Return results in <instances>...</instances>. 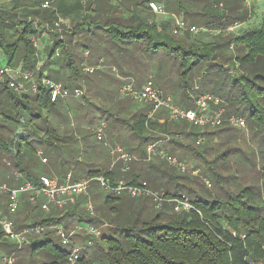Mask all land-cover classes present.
Instances as JSON below:
<instances>
[{"label": "trees", "instance_id": "16d2710c", "mask_svg": "<svg viewBox=\"0 0 264 264\" xmlns=\"http://www.w3.org/2000/svg\"><path fill=\"white\" fill-rule=\"evenodd\" d=\"M47 1L51 7L42 8ZM149 1L0 0V52L6 58V65L21 66L25 71H36L37 67L47 69L62 61L69 68V76L62 82L72 91L82 88L87 75L82 69L85 51H96L97 55L100 51L109 63L120 62L119 66L111 64L119 72L131 64L153 70L142 63L143 57L138 59L139 54L147 58L153 55L162 64L156 67L159 73L154 71L161 82L171 81L166 65L179 67L180 78L175 85L183 88V95H188L192 87L187 82L189 77L185 76L206 66L208 69L204 67L201 72L207 79L197 88V93L223 98L228 103V116L246 119L247 126L249 123L251 130H255L253 142L261 148L260 166L252 158L251 162L232 166L229 175L222 174L231 166V155L240 153L229 144L231 129H242L229 125L203 129L170 120L160 123L149 120L147 112L129 118L120 111L106 109L103 113L112 122L105 136L111 133L113 138L105 137V140L112 142L106 145L105 141L98 140L95 132L88 131L101 147L94 150L81 146L79 156L80 152H87L92 163L76 165L70 172L72 180H80L84 174L86 178L105 177L112 182L125 180L131 185L146 182L151 189L164 192L170 201L157 208L150 197L115 195L93 182L88 196H80L63 209L52 207L48 213L39 205H32L29 195L25 194L19 210L12 215L7 210L6 195L0 192L3 217L13 221L17 232L31 226L45 228L41 235H29V244L19 248L0 226V264L10 255H15V264H67L76 246H85L77 264H248L250 260L264 258V15L258 25L232 35L215 36L218 38L214 41H211L214 36L208 40L210 35L204 33L192 40V35L187 33L180 39L173 33L174 18L151 12ZM155 1L162 3L168 13L182 15L189 25L225 29L249 18L248 14H241L244 0ZM220 4L226 9V15L218 12ZM31 16L43 18V24L36 26L29 22ZM60 18L73 26L56 28L54 22ZM41 30L47 32V37L36 48L32 38L40 35ZM233 44L239 45V55L223 60L224 49ZM130 48L137 53L129 57ZM226 63L240 70L238 77L223 68ZM60 101L65 100L52 102L47 91L20 95L0 82V166L14 167L15 174L22 178L20 184L25 180L36 182L45 175L38 172V167L39 163L46 165L43 158L50 163V155L56 158L57 168L63 167L59 162L63 153L78 142L74 128L62 129L51 124L54 108ZM185 103L186 108L194 107ZM246 113L248 117L242 115ZM123 127L128 130L123 131ZM223 132L229 138L223 134L221 145L226 144L228 150L219 156L210 154L216 147V135ZM204 134L211 144H197ZM163 135L171 136L172 140L161 147L170 156L184 161L188 166L186 172L170 166L159 156L148 159V145ZM176 135L182 137L177 139ZM114 145L122 146L131 154L127 164L112 154ZM39 150L42 156L38 155ZM98 155L104 156V160H98ZM242 155L247 159L246 153ZM4 157L10 160L9 166L3 163ZM192 162L196 167L189 165ZM200 163H204L203 170ZM194 170H199L200 175L193 176ZM68 174L59 180L64 182ZM46 175L53 177L54 174ZM207 176H212V182ZM253 177L255 183H251ZM205 180L214 186L213 190ZM3 182L13 185L8 178ZM183 197L190 199L193 209L177 213L171 201ZM88 201L95 204V216L86 210ZM58 225H64L68 233L77 225L83 228L92 225L100 229V235L95 237L86 229L78 230L71 236V248L65 250L54 246V241L59 239L55 234ZM90 241L95 243L89 245Z\"/></svg>", "mask_w": 264, "mask_h": 264}, {"label": "built area", "instance_id": "2783aa9c", "mask_svg": "<svg viewBox=\"0 0 264 264\" xmlns=\"http://www.w3.org/2000/svg\"><path fill=\"white\" fill-rule=\"evenodd\" d=\"M114 1L122 2L124 0ZM50 7L51 3L48 1L42 4V8L47 9ZM148 7L154 14L165 17L169 15L165 7L155 0L149 1ZM219 8L223 10L224 6L221 4ZM173 17L175 18V27L173 30L175 35L189 33L192 36H198L204 33L211 36H228L230 34L237 33L242 26V23L235 22L225 29L198 27L196 25L187 24L181 17ZM28 21L34 23L36 26H41L43 24V18L38 16H31ZM66 24L67 21L62 18L54 22V26L58 29L62 28V26ZM45 37H47V32L45 30H41L40 35L33 36L32 42L34 46L36 48H40L41 40ZM105 68L106 65H103L102 61L95 66L85 65L83 70L86 74H94L95 72ZM113 70L116 71V68L113 67ZM0 82L4 83L7 87L20 95L28 93L37 94L41 91H47L50 94L52 102H56L59 99L66 100L70 96H86V91L82 88H77L72 91L61 81L53 80L44 75L38 76L35 71H25L22 67L0 65ZM121 93L124 97H128L131 100L151 104L152 108L148 113L149 120H153L158 111L165 109L169 113L170 121L186 122L190 125L203 129L208 127L219 128L226 124L238 129H245L247 127V121L245 118L237 115L228 116V103L223 98L211 93L198 95L195 99L193 108L178 106L172 95L164 96L155 86L152 78L149 79L142 88H137L133 80H128L127 83L122 86ZM107 128V122L103 121L95 130L98 140L105 141L106 145H108V142L105 140ZM175 137L179 139L182 136L176 135ZM171 140V136L163 135V138L157 142L149 144L147 147L148 159L150 160L153 156H159L163 160L167 161L170 166L181 172H186L188 170L187 164L178 157L170 156L165 149L161 147V144L171 142ZM203 140L202 136H200L197 140V144H201ZM111 152L117 156V160L123 161L125 164L132 159L131 154L120 145L111 146ZM38 155L42 156L41 150L38 151ZM43 162H47V159L43 158ZM8 164L10 165V163ZM192 175L199 176L200 171L194 170ZM93 182H97L103 190L115 195H129L133 198L150 197L157 208H161L166 201H170L165 198L164 192L159 193L151 189L146 182H143L140 185H131L125 180L112 182L110 179L105 177L83 178L73 181L71 173L67 175L64 182H60L57 178L49 177L47 175H41L39 180L36 182L25 180L17 187H11L7 183L0 181V192L6 195L7 210L12 215L16 214L19 210L22 196L25 194L29 195V201L32 205H39L44 212L48 213L52 207L63 209L69 204L75 203L80 196H88L89 189ZM205 182L209 187H211L209 181L205 180ZM41 197L45 198L44 202L40 201ZM171 202L174 204V210L177 213L193 209V205L187 197L178 198L172 200ZM85 207L90 216H95V209L91 201H88L85 204ZM0 226L3 228L5 234L10 238V240L19 245V248H21L24 244H29V235H41L43 231H45L43 226H31L25 228L21 232H17L13 221L6 217H2L1 215ZM82 229H86L88 233L94 235L95 237H99L100 235V229H97L92 225L85 226V228L77 225L75 230L71 233L67 232L64 225H58L56 227L55 234L63 245H68L70 244V239L74 232ZM233 234L236 236L235 232ZM94 243V241H90L89 245H93ZM83 250L84 247H74L68 257L67 264H77L81 258ZM4 264H15V255L6 257L4 259ZM248 264H264V258L259 260H250Z\"/></svg>", "mask_w": 264, "mask_h": 264}, {"label": "rangeland", "instance_id": "374dc122", "mask_svg": "<svg viewBox=\"0 0 264 264\" xmlns=\"http://www.w3.org/2000/svg\"><path fill=\"white\" fill-rule=\"evenodd\" d=\"M221 5V4H220ZM220 5H218L217 7H219ZM226 10V9H225ZM224 9L221 10L219 8V11L221 14L226 15V11ZM241 14L242 15H249L248 20L244 21V22H239L242 23L241 28L239 29H245L248 26H254V25H258L261 20L262 17L264 15V0H244V5H243V9L241 10ZM179 17L183 18V16ZM174 17H172L173 19ZM175 20V18L173 19ZM67 24H70V22H68ZM71 25V24H70ZM73 26V25H71ZM198 26V25H196ZM198 27H206V26H198ZM174 30V29H173ZM184 34L187 33H182L179 34L178 37L180 39H184ZM234 34V33H233ZM191 35V34H190ZM232 35V34H230ZM201 35L198 36H191V40L195 39V38H199ZM212 37L207 36L206 39L210 40ZM216 38L218 37H213V39H211V41L217 40ZM239 46V45H238ZM236 44H233L231 46H227L224 49V53H223V60L227 61L229 60V57H235L237 55H239V48ZM131 49V48H130ZM137 52H135L134 50H130L129 51V57L132 56L133 54H136ZM58 54V52H57ZM144 54H139L138 55V59L140 61V58L143 57V64H146L148 67H153L151 69H153V71L157 72L156 67H160L162 66V64H160V62L158 63L157 61L160 60L156 57H154L153 55H151L150 57H144ZM2 53L0 52V60H1V64L2 65H6V58L2 57ZM142 61V60H141ZM110 62V61H109ZM113 63V62H112ZM114 64V63H113ZM116 65H120V62H116ZM114 64V65H115ZM79 66V65H78ZM20 67V66H19ZM112 66L109 67V70L111 71V73L117 75L116 71H113ZM200 67V66H199ZM204 67L206 66H201L200 69H196L194 70L191 74H189V76H185V77H189L187 79V82H189V85H192V87L187 91L188 95H183L185 92L183 90V88H180L179 86L175 85V81L178 80L179 81V76L180 74L178 73V68L179 67H173L172 65H166V70L168 73V77L171 78V81L169 83H164L159 81L158 76L156 75V77L152 78L155 86L162 92V94L164 96L170 94L174 97L175 99V103L179 106L181 105L182 107H187L188 104L193 105L195 103V99L198 97V95H201L197 93V88L201 85L204 84L205 79H207V77L205 75L202 74L201 70L204 69ZM227 67H231L230 69ZM39 69H37L35 71V73L38 76L44 75V76H52L53 78H55L57 81H63L65 80L68 76H69V68L64 66V64L61 62H56L55 64H52L50 67H48L47 69H42L41 67H37ZM41 68V69H40ZM223 68L228 69V73L229 74H233L235 76L238 77V75L240 74V70L237 71V69H233L234 67H232L230 64H225ZM208 69V67H206V70ZM100 71H97L95 74L98 75ZM161 73V72H160ZM95 75V76H97ZM127 81L125 82H121L120 84H117V86H115L114 92H116V99L119 100L120 102H129L130 104L134 105V109H141L143 106L145 107V109H147V106L145 103H139L138 101H133L131 99H129L128 97H124L121 93V88L124 84H126ZM121 87V88H120ZM120 88V92L118 94V89ZM82 89H84L86 91L85 86H82ZM183 92V93H182ZM121 93V94H120ZM88 92L86 91V96H87ZM203 94V93H202ZM85 96V97H86ZM184 96V97H183ZM68 103L63 102L61 104H57L54 108V112H58L60 114H58L57 116L52 117L51 119V124L54 127H60V128H64L62 126L61 123H64V126H69L70 128H74V130L76 131L75 134L76 137L78 138V142L77 143H73L74 147L69 148L68 151L66 150V152L63 153L62 158L60 159V164L63 167L57 168L58 166L55 165L56 164V158L50 155L51 158V162L49 164H40L39 163V167H38V172H40L41 174H53L54 172V177L55 178H59L64 176L67 171H72L76 165H79L80 163L84 164H91L92 163V159L91 156L86 152V153H82L80 152V156H79V150L82 148L81 146H88V149H94L96 150L97 148L101 147V143L99 141H97L96 137L93 135H91L88 130V125H92V123H94L95 118L96 117H100V115L104 112V109L106 108L105 106H102L99 104V102H97L96 100H94L93 98H90V95H88L86 98L84 97H75V96H70L69 98H67ZM78 102L81 105L78 107H74V104ZM111 106H113V104H111ZM165 109H161V111H164ZM158 114H156L157 116ZM244 115V117H248V113L246 114H242ZM57 118L60 121H56ZM85 119L87 118L88 124H85L83 122H80V119ZM169 120V119H168ZM100 120H97V125L99 123ZM228 125V124H226ZM78 128H82L83 129V133L85 134V136H83L82 140L83 142H81V137L82 134H78ZM128 130V129H127ZM253 132H255V130H251L250 125L248 123V126L245 129L242 130H235V129H231V141L229 142V144L231 146H235L236 150L240 151V153L245 154L247 157V159L244 160V156L240 153H234L233 155H231V166L229 165L226 169L227 172L222 171L223 175H229L230 171L233 169L232 166H236V165H240L241 163H246L245 161L251 162L252 158L255 160L256 164L258 165V167L260 166V157H259V152L261 151V148L258 147L252 140V135ZM224 134V136L227 138H229L228 133H221L216 135L217 138L215 140L216 143V147L215 150L213 151V153L211 152L210 154H215V156H219L222 152H224L225 150H228L227 147L225 145H221L224 143V139L222 138V135ZM130 137H132V134H129ZM202 138L204 139L203 142L201 144H211L212 141L211 140H206V135L204 134L202 136ZM97 154H99L98 152H96ZM14 156V155H13ZM215 156L213 155V157L215 158ZM212 157V158H213ZM185 160V159H184ZM10 162V160L7 157L3 158V163L8 165L7 163ZM201 167L200 169L203 170L204 168V163H200ZM55 165V166H54ZM190 166L192 167H196V163L192 162L189 163ZM218 165L220 167L221 170H223L224 168L221 166L222 163L221 161L218 162ZM9 166V165H8ZM93 167V166H92ZM199 169V168H198ZM199 169V170H200ZM200 170V171H201ZM16 170L14 167L9 166V167H4V166H0V181L3 182L5 178H8V180L11 179V177H13L14 179H16L17 185L20 183V180L22 179L21 177H17L15 175ZM72 173V172H71ZM226 175V176H227ZM206 177V176H204ZM209 179V181L212 182L211 177L212 176H207ZM58 179V180H59ZM202 180V178H201ZM256 179L253 177L251 183H255ZM5 183V182H3ZM203 184V181L201 182ZM257 185V182H256ZM12 187V186H11ZM17 187V186H16ZM210 188V187H209ZM210 189H214V186L211 187ZM215 191V190H214ZM216 192V191H215ZM94 204V202H93ZM95 205V204H94ZM23 217L24 214H22ZM22 218V217H21ZM76 225V224H75ZM80 245H85V244H80ZM54 246L62 248V249H67L69 250L71 248V245H63L62 242L57 239L54 241ZM85 247V246H84ZM9 257V256H7ZM17 260V259H16Z\"/></svg>", "mask_w": 264, "mask_h": 264}, {"label": "crops", "instance_id": "0c3cea01", "mask_svg": "<svg viewBox=\"0 0 264 264\" xmlns=\"http://www.w3.org/2000/svg\"><path fill=\"white\" fill-rule=\"evenodd\" d=\"M169 16H172V17L173 16H178L179 17V15H176L174 13H171V14L169 13ZM180 16H182V15H180ZM87 53H89V54H87ZM82 56L84 58V61H83V64H82V69H84L85 65L95 66V65H98L102 61H103V65H106V68L101 70L98 73V75L95 74V73L94 74H87L86 76L84 75V81H83V86H85L86 91L88 92V95H90V98H93L94 100L99 102L100 105L106 107L104 109V112H105L106 109H112L115 112H119L120 111L125 117H129V118L134 116V115H137V114L146 113V112L149 113L150 112V106L151 105L149 103H145L146 106H147V109H145L144 106L141 109H134V105L130 104L129 102H123V101L120 102L119 100L116 99V92H114V89H115V86H117V84H120L121 82H125V81H128V80H133L136 83L135 85H136L137 88H142L144 86V84L149 79H151L150 77H152V78L155 77V74H154L153 70L147 69L145 67L144 68H140L137 65H132L131 64V65H128L129 68H121V69L119 68L120 69V72H119V70L117 69L116 66H112L111 65L113 63H109V60H107V58H105V56L100 55V51H99L98 55L96 54V51H89V52L85 51V53H83ZM82 56L80 55L81 58H82ZM110 66H112L111 67L112 70H113V67L116 68L117 75L111 73V71L109 70ZM95 75H97V76H95ZM120 88L118 89L119 90L118 94L120 92ZM168 95H171V94H168ZM63 102L68 103V100L60 101L59 104H61ZM139 103H142V102H139ZM111 104H113V106H111ZM80 105H81L80 103L76 102L74 104V107H78ZM179 106H181V105H179ZM58 114H60V113H58L57 111L54 112L53 113V117L57 116ZM156 114H158V115L157 116L155 115L153 120H157L160 123H164L166 120L169 119V113H168L167 110H164V111H161V112L158 111ZM55 119H56V121H60L61 122V120H58L57 118H55ZM97 120H100L98 125H97ZM106 120H107L106 114L102 113L100 115V117H96L95 118V121H94V123H92V125H88V128H89L88 131L96 133V131H95L96 128L100 125L101 122L106 121ZM80 122L88 124L87 118L80 119ZM106 122H108V120ZM111 122H112V120H109V122L107 124L111 125ZM61 124H62L63 127H65L64 123H61ZM67 127H69V126H67ZM122 130L125 131L127 129H125L123 127ZM83 132L84 131H83L82 128H78V134H82V137L85 136V134ZM105 137H109L110 139L113 138L111 133L110 134L109 133L106 134ZM81 142H83L82 138H81ZM108 142H112V141L108 140ZM112 144H116V143H112ZM96 157H97L98 160H102V161L104 160V156L98 155ZM108 159H109V157H108V154H107V160ZM8 163H10V162H8ZM48 163H49V161H47L46 164H48ZM104 166H107V164H105ZM70 172L71 171H68L67 173H70ZM53 174H54V172H53ZM15 175L18 177L17 174H15ZM54 175H53V177H54ZM82 175L83 176L80 179L86 178L84 176V174H82ZM64 177H65V175L63 176V178ZM11 180L13 182L12 187H16V186H18L20 184L19 183L17 185L18 181L16 179H14L13 177H11ZM40 201L44 202L45 198L41 197ZM3 206H4V203H2L0 205V215L2 217L4 215L3 213L5 212Z\"/></svg>", "mask_w": 264, "mask_h": 264}]
</instances>
